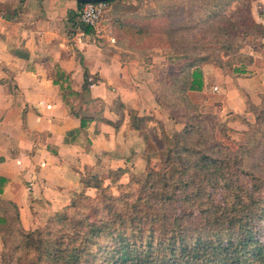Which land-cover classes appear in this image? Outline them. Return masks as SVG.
Wrapping results in <instances>:
<instances>
[{"label":"trees","instance_id":"1","mask_svg":"<svg viewBox=\"0 0 264 264\" xmlns=\"http://www.w3.org/2000/svg\"><path fill=\"white\" fill-rule=\"evenodd\" d=\"M231 4L239 5L235 19L220 15ZM82 6L78 3L79 11ZM252 10V0H205L197 16L207 37L179 40L188 16L179 29L166 27L163 34L173 44L172 52L186 53L192 46L191 64L174 78L186 102L188 92L205 89L204 63L213 61L234 80L249 74L254 57L241 51L246 46L255 52L264 49V26ZM181 42L186 46L175 48ZM90 78L85 74V93ZM156 101L172 120L185 124L174 139L163 133L161 174L149 164L144 180L118 185V197L98 175H81V183L98 195H81L36 230H26L19 207L0 198V225L5 228L1 264H98L99 255L100 264H264V97L259 105L247 100L255 122H246L242 142L232 139L230 127L198 113L195 106L187 104L179 118L173 112L177 105L165 104L159 92ZM65 104L73 112V105ZM125 173L117 170V182Z\"/></svg>","mask_w":264,"mask_h":264},{"label":"crops","instance_id":"2","mask_svg":"<svg viewBox=\"0 0 264 264\" xmlns=\"http://www.w3.org/2000/svg\"><path fill=\"white\" fill-rule=\"evenodd\" d=\"M252 8L264 26V0ZM79 13L76 0H0V198L19 207L27 230L70 204L84 189L81 175L141 163L142 120L171 121L145 66L83 29ZM252 54L249 74L237 80L203 68L205 89L211 81L222 93V113L250 123L247 100L264 97V49Z\"/></svg>","mask_w":264,"mask_h":264},{"label":"rangeland","instance_id":"3","mask_svg":"<svg viewBox=\"0 0 264 264\" xmlns=\"http://www.w3.org/2000/svg\"><path fill=\"white\" fill-rule=\"evenodd\" d=\"M204 3L205 0H141L136 3L128 2L122 3L121 5L108 6L103 21L104 24L109 27L107 31L110 33L111 37L114 38L115 42L108 41L107 38L102 40L108 41L111 45L120 48L124 52L123 54L127 55V57L130 58V56H132V58L138 60L145 66L148 78L152 81V84L156 89L155 93H160L161 100L165 104L168 105L169 103H172L177 105L173 111L174 115L179 118H184L186 114L185 106H187V104L195 106L198 108V113L210 115L230 127L234 131L230 132L232 139L242 142L244 139L243 132L248 130L246 124L248 121L240 116H233L226 112L222 113L220 107L221 102L219 99V96L222 93H219V90L214 88L215 84L210 81L207 88L202 92H188L185 95L186 100L188 101L186 102L185 99L181 98L178 94L180 83L174 81V78L179 76L178 74L182 68L188 63L191 64L193 60L192 56H194L193 50L192 46H190L189 51L186 53L180 52V54L179 52H172L174 46L171 42H168V39L163 32L169 25L179 29L180 22L186 21L185 17L188 16L189 19L186 23V31H181L180 29L178 32L177 37L181 36L179 40L183 37H189L190 39H193L196 36L198 39H200V37H207V27L205 26V23L201 22L199 16H197L201 7L204 6ZM238 9V4H231L230 7L222 8L220 15H225L226 13L230 19H235V14ZM193 16H197V18ZM205 16L206 15L204 14L202 20H205ZM185 46L186 45L181 42L175 45V48L178 47V49L181 50V48H184ZM205 46L209 48L211 47V45ZM214 48L220 49L219 46H214ZM206 51L207 50H203L204 53H206ZM253 51L254 47L246 46L241 52L253 56V54L251 55ZM219 52L222 53L224 51L219 50ZM224 59L225 61L229 60L228 58ZM205 65L211 66L212 69H220L213 61H209L208 63L202 64L200 67L202 71ZM207 71H211V69H207ZM203 74H205L204 71ZM165 111L168 112L169 116L170 112L166 109ZM169 119H171V121L165 124L161 122L158 124L157 122L149 124V122L145 123L144 120L141 121L144 123L143 128L140 129V137H142L145 142L140 155L142 157L141 163H132L131 165H125L123 167L105 169L101 171L100 174H96L104 181V186L108 187L110 189L109 191L114 196H120L118 185H127L133 179L144 180L147 177L148 168L150 166L154 168L157 175L161 174V153L165 149L163 133L165 132L170 138L174 139V137L180 134L185 127L183 122L174 121L171 116ZM209 119L211 122L212 119ZM241 123H245L246 125L243 129H241L239 125ZM175 168L176 167L171 169V172ZM118 169H123L126 173L120 177L117 182L116 172ZM89 173L94 174L91 172ZM83 187V190L77 191L73 194L69 205L81 195L92 198H95L98 195L96 189L85 185H83ZM55 214L46 219L39 228H45ZM3 230H5V228L0 225V264L1 253L3 250L1 237ZM101 262V255H99L97 263L100 264Z\"/></svg>","mask_w":264,"mask_h":264},{"label":"built area","instance_id":"4","mask_svg":"<svg viewBox=\"0 0 264 264\" xmlns=\"http://www.w3.org/2000/svg\"><path fill=\"white\" fill-rule=\"evenodd\" d=\"M107 9L108 4L106 2L85 3L80 10L79 20L83 26L92 29L100 39L107 38L108 41L115 42L107 31L109 27L103 21ZM92 81L90 78V82Z\"/></svg>","mask_w":264,"mask_h":264},{"label":"water","instance_id":"5","mask_svg":"<svg viewBox=\"0 0 264 264\" xmlns=\"http://www.w3.org/2000/svg\"><path fill=\"white\" fill-rule=\"evenodd\" d=\"M80 4L85 3H100V2H108V1H116V0H76Z\"/></svg>","mask_w":264,"mask_h":264}]
</instances>
